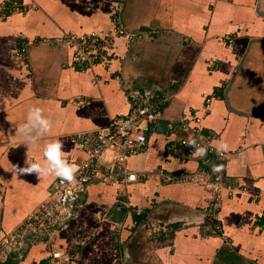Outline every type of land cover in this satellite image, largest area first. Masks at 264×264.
<instances>
[{"label": "crops", "instance_id": "obj_1", "mask_svg": "<svg viewBox=\"0 0 264 264\" xmlns=\"http://www.w3.org/2000/svg\"><path fill=\"white\" fill-rule=\"evenodd\" d=\"M12 1L0 0L9 12L0 18V235L57 178L19 172L27 159L45 163L43 145L60 139L70 163L83 155L75 134L123 116L132 89L166 100L162 119L125 162L134 180L90 178L71 217L0 261L50 264V252L60 249L66 264H214L228 245L240 264H264V0H22V9L10 10ZM116 3L126 29L147 32L129 43L116 37L111 68H79L70 48L51 41L63 32H107ZM33 106L53 127L28 148L16 128ZM188 113H202L203 133L211 130L214 147L224 141L232 152L223 173L233 190L218 191L214 211V190L203 184L214 160L167 147L185 131L166 124ZM113 157L103 155L101 166Z\"/></svg>", "mask_w": 264, "mask_h": 264}, {"label": "built area", "instance_id": "obj_2", "mask_svg": "<svg viewBox=\"0 0 264 264\" xmlns=\"http://www.w3.org/2000/svg\"><path fill=\"white\" fill-rule=\"evenodd\" d=\"M22 0L10 2V10L22 9ZM4 4V3H3ZM0 5V18H5L9 13ZM112 27L107 32L101 30H90L88 32L75 33L63 32L51 39L52 42L62 43L72 51V59L79 68L92 69L95 66L111 68L116 55L114 53L115 38L124 37L127 42L139 39L147 31H131L126 29L117 13L120 4H112ZM21 53V52H20ZM18 53V54H20ZM130 108L123 116L113 117L109 126L99 128L91 132L75 134L74 140L82 156L71 161L79 166V172L74 184H68L56 178L52 181L47 197L35 208L27 213L22 222L7 233L0 235V259L7 254L21 250L28 242L44 239L51 235L55 227L60 225L67 217L74 214L72 205L78 202L79 191L90 178L98 177L101 182L114 183L120 179H130L133 174L127 173L125 162L129 156L139 150L147 140L149 125L162 119V104L166 95L155 93L148 89L134 88L129 92ZM210 98H205L203 114L209 110ZM203 114H184L176 124H166L170 131L180 128L185 135L178 139L168 140V149L177 156H192L193 149L186 145L189 138L195 137L198 143L207 146V157L214 160V164L223 165L224 161L231 158L232 152L227 151L218 155L212 144V131L203 133ZM142 136L143 142L136 138ZM105 154H113V161L106 166H101L100 159ZM213 165V164H212ZM212 165L209 166L210 181L205 187L212 188L211 210L219 207L221 196L218 191L225 187L228 194L232 192V184L225 183L223 171L213 173ZM199 172L196 181H203ZM200 175V178H199ZM121 177V178H120ZM206 183V184H205ZM224 184H226L224 186ZM72 191L75 198H67V193ZM50 264H66L67 254L64 250L50 252Z\"/></svg>", "mask_w": 264, "mask_h": 264}, {"label": "clouds", "instance_id": "obj_3", "mask_svg": "<svg viewBox=\"0 0 264 264\" xmlns=\"http://www.w3.org/2000/svg\"><path fill=\"white\" fill-rule=\"evenodd\" d=\"M53 122L47 116H45L42 108L33 106L27 113L26 121L20 124L16 128L28 148L36 144L42 137L49 134L52 131ZM139 142H143V137L136 138ZM186 145L193 149L192 155L197 158H203L207 155L208 147L198 143L195 137L189 138L186 141ZM230 150V146L227 142L220 141L215 145V151L218 155ZM43 157L44 164L39 161H29L27 159L26 167L20 168L19 172L32 174L35 173L38 177L42 178L49 175L61 179L68 184H74L77 174L79 172V166L69 161L64 156L63 142L60 139L48 142L43 145ZM15 168V166H14ZM213 173H220L223 171V165H212ZM135 176H131L130 179H135ZM67 198H75L74 193L69 191Z\"/></svg>", "mask_w": 264, "mask_h": 264}, {"label": "trees", "instance_id": "obj_4", "mask_svg": "<svg viewBox=\"0 0 264 264\" xmlns=\"http://www.w3.org/2000/svg\"><path fill=\"white\" fill-rule=\"evenodd\" d=\"M242 260L240 255L235 254L228 245H225L217 252L214 264H240ZM6 261H0V264H5Z\"/></svg>", "mask_w": 264, "mask_h": 264}]
</instances>
